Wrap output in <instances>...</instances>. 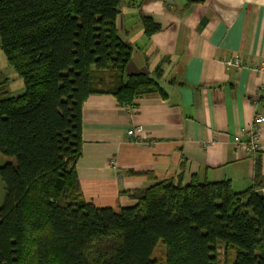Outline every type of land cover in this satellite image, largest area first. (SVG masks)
Returning a JSON list of instances; mask_svg holds the SVG:
<instances>
[{
	"label": "trees",
	"instance_id": "1",
	"mask_svg": "<svg viewBox=\"0 0 264 264\" xmlns=\"http://www.w3.org/2000/svg\"><path fill=\"white\" fill-rule=\"evenodd\" d=\"M124 0H0V46L24 80V94L0 100V264H264V176L256 161L252 189L231 182L176 180L129 191L133 206L116 212L84 201L77 173L83 108L111 96L134 108L165 98L148 76L126 73L116 19ZM207 0H187L185 10ZM147 37L161 31L142 20Z\"/></svg>",
	"mask_w": 264,
	"mask_h": 264
},
{
	"label": "crops",
	"instance_id": "2",
	"mask_svg": "<svg viewBox=\"0 0 264 264\" xmlns=\"http://www.w3.org/2000/svg\"><path fill=\"white\" fill-rule=\"evenodd\" d=\"M186 3L123 1L116 30L122 48L132 50L126 73L153 78L166 97L138 99L132 109L111 96L88 99L76 166L85 202L118 212L134 205L129 191L155 183L132 171L176 180L183 163L184 183L228 181L238 193L254 186L258 158L264 176V123L258 155L230 148L256 115L264 117L258 100L264 74L226 64L236 58L264 64V0H207L188 10ZM143 19L161 31L147 37ZM135 126L145 134L129 144L124 135Z\"/></svg>",
	"mask_w": 264,
	"mask_h": 264
},
{
	"label": "built area",
	"instance_id": "3",
	"mask_svg": "<svg viewBox=\"0 0 264 264\" xmlns=\"http://www.w3.org/2000/svg\"><path fill=\"white\" fill-rule=\"evenodd\" d=\"M229 67L244 68L248 67L257 71L260 74H264V64L258 61L253 62L252 65L247 66L241 58H236L226 63ZM258 100L264 103V83L259 88ZM264 123V117L256 115L252 121V124L248 128H244L241 132L234 136L230 143V148L233 150L245 149L252 155H258L261 150V135L260 127ZM145 134V130L142 126H135L126 131L124 137L129 144L140 143L142 137Z\"/></svg>",
	"mask_w": 264,
	"mask_h": 264
},
{
	"label": "rangeland",
	"instance_id": "4",
	"mask_svg": "<svg viewBox=\"0 0 264 264\" xmlns=\"http://www.w3.org/2000/svg\"><path fill=\"white\" fill-rule=\"evenodd\" d=\"M25 92V85L23 78L19 75V73L9 65L8 60L1 49L0 46V100L17 97ZM11 162L9 159L5 158L0 153V168L4 166L6 163ZM5 199V184L0 176V208L4 204ZM130 205H124L127 207ZM219 259L221 261L220 264H225V244L220 245L219 247ZM155 260L161 264L165 262V250L160 242L155 253Z\"/></svg>",
	"mask_w": 264,
	"mask_h": 264
}]
</instances>
